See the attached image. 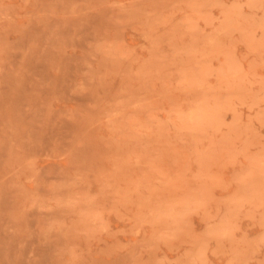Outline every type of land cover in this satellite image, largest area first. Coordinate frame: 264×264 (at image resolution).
I'll return each mask as SVG.
<instances>
[{"label":"rangeland","instance_id":"374dc122","mask_svg":"<svg viewBox=\"0 0 264 264\" xmlns=\"http://www.w3.org/2000/svg\"><path fill=\"white\" fill-rule=\"evenodd\" d=\"M0 264H264V0H0Z\"/></svg>","mask_w":264,"mask_h":264}]
</instances>
